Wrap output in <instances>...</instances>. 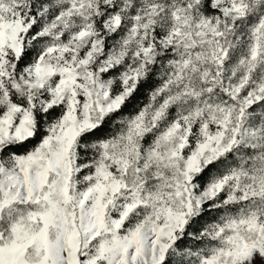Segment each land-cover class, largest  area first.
<instances>
[{
    "label": "snow or ice",
    "instance_id": "1",
    "mask_svg": "<svg viewBox=\"0 0 264 264\" xmlns=\"http://www.w3.org/2000/svg\"><path fill=\"white\" fill-rule=\"evenodd\" d=\"M0 264H264V0H0Z\"/></svg>",
    "mask_w": 264,
    "mask_h": 264
}]
</instances>
